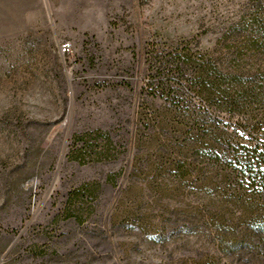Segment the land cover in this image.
Segmentation results:
<instances>
[{
    "label": "rangeland",
    "instance_id": "rangeland-1",
    "mask_svg": "<svg viewBox=\"0 0 264 264\" xmlns=\"http://www.w3.org/2000/svg\"><path fill=\"white\" fill-rule=\"evenodd\" d=\"M255 4L0 0V264H241L170 215L198 201L159 190L139 114L169 106L150 86L169 53L228 65ZM99 132L109 149L76 159L75 136Z\"/></svg>",
    "mask_w": 264,
    "mask_h": 264
},
{
    "label": "trees",
    "instance_id": "trees-1",
    "mask_svg": "<svg viewBox=\"0 0 264 264\" xmlns=\"http://www.w3.org/2000/svg\"><path fill=\"white\" fill-rule=\"evenodd\" d=\"M253 7L240 21L245 44L228 65L187 48L169 53L150 84L169 106L139 114V132L147 135L138 141L152 147L159 190L198 201L170 215L199 224L220 254L241 264H264V1ZM253 56L263 63L250 64ZM192 95L199 106L187 101ZM99 133L75 136L76 159L109 149L111 137ZM158 168H166L167 182L157 180Z\"/></svg>",
    "mask_w": 264,
    "mask_h": 264
}]
</instances>
